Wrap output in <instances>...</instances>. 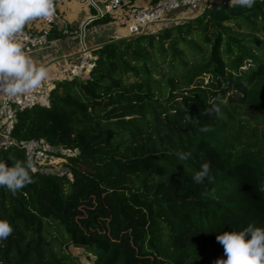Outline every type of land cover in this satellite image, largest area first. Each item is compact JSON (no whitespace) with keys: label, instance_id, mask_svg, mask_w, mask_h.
<instances>
[{"label":"trees","instance_id":"obj_1","mask_svg":"<svg viewBox=\"0 0 264 264\" xmlns=\"http://www.w3.org/2000/svg\"><path fill=\"white\" fill-rule=\"evenodd\" d=\"M94 54L88 75L18 115L16 141L76 154L66 173L33 168L15 194L0 188L14 229L0 264H82L68 247L91 264H215L218 234L264 228V0L213 2ZM0 159L27 160L15 147Z\"/></svg>","mask_w":264,"mask_h":264},{"label":"clouds","instance_id":"obj_2","mask_svg":"<svg viewBox=\"0 0 264 264\" xmlns=\"http://www.w3.org/2000/svg\"><path fill=\"white\" fill-rule=\"evenodd\" d=\"M256 0H236L244 8H252ZM56 14L54 0H0V93L9 97L28 94L41 86L48 77V70L31 58L17 39L32 21H51ZM218 113L213 105L208 113ZM206 130V129H202ZM179 161L188 160L190 152L176 153ZM11 159V158H10ZM210 164L205 162L192 177L197 184L210 179ZM33 163L26 161L5 162L0 159V188L13 194L33 182ZM8 219H0V241L13 233ZM217 241L224 248V258L215 264H264V228L249 225L243 230H227L218 234Z\"/></svg>","mask_w":264,"mask_h":264},{"label":"built area","instance_id":"obj_3","mask_svg":"<svg viewBox=\"0 0 264 264\" xmlns=\"http://www.w3.org/2000/svg\"><path fill=\"white\" fill-rule=\"evenodd\" d=\"M61 1L54 0L55 8ZM125 7L128 8V37H134L153 30L156 25L172 21L170 16L176 12H191L198 17L207 10L209 5L204 6L203 0H157L151 6L138 8L131 4L130 0H106L101 15H113ZM39 20L45 25L39 33L24 29L17 36L29 56L43 52L51 47L50 35L53 29L52 26L60 20V16L56 10V14L51 21ZM98 59V56L92 50H83L79 63L70 71L72 79L88 75L96 67ZM48 94V86L45 82H42L41 86L31 93L17 97H9L1 93L0 96V151H6L14 147L19 148L25 152L27 160L31 159L33 168L37 170L53 168L66 156L69 157L76 154V151L70 149L53 150L43 139L18 142L13 138L12 134L18 123L19 113L40 105Z\"/></svg>","mask_w":264,"mask_h":264},{"label":"crops","instance_id":"obj_4","mask_svg":"<svg viewBox=\"0 0 264 264\" xmlns=\"http://www.w3.org/2000/svg\"><path fill=\"white\" fill-rule=\"evenodd\" d=\"M106 0H62L56 6L60 20L53 24L50 35L51 47L43 52L30 55L37 64L48 70V77L43 81L52 92L59 82L71 80V69L80 61L81 52L94 50L101 46L128 37V8L121 9L113 15L102 16ZM138 8L151 6L157 0H130ZM224 0H203V5ZM236 1V0H232ZM172 21L156 25L159 29L168 23L196 18L191 12H176L170 16ZM39 19L30 22L25 29L39 33L43 27ZM68 32V33H67ZM1 96V93H0Z\"/></svg>","mask_w":264,"mask_h":264},{"label":"rangeland","instance_id":"obj_5","mask_svg":"<svg viewBox=\"0 0 264 264\" xmlns=\"http://www.w3.org/2000/svg\"><path fill=\"white\" fill-rule=\"evenodd\" d=\"M233 3H236V1H232ZM208 81V79H206V82ZM67 163L68 160L67 159H63L59 162V164L55 165L53 168L49 167L48 171H52L58 174H63L68 172L67 169ZM68 250L70 251V253L75 256L80 258L82 264H91L92 261V255L88 254L85 250L83 249H78V248H71L68 247Z\"/></svg>","mask_w":264,"mask_h":264},{"label":"water","instance_id":"obj_6","mask_svg":"<svg viewBox=\"0 0 264 264\" xmlns=\"http://www.w3.org/2000/svg\"><path fill=\"white\" fill-rule=\"evenodd\" d=\"M67 248V247H66Z\"/></svg>","mask_w":264,"mask_h":264}]
</instances>
